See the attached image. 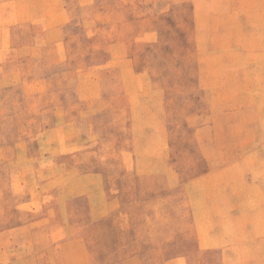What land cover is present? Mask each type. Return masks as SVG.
I'll return each instance as SVG.
<instances>
[{
    "label": "rangeland",
    "instance_id": "obj_1",
    "mask_svg": "<svg viewBox=\"0 0 264 264\" xmlns=\"http://www.w3.org/2000/svg\"><path fill=\"white\" fill-rule=\"evenodd\" d=\"M0 264H264V0H0Z\"/></svg>",
    "mask_w": 264,
    "mask_h": 264
},
{
    "label": "crops",
    "instance_id": "obj_2",
    "mask_svg": "<svg viewBox=\"0 0 264 264\" xmlns=\"http://www.w3.org/2000/svg\"><path fill=\"white\" fill-rule=\"evenodd\" d=\"M175 260H171V261H169V262H174Z\"/></svg>",
    "mask_w": 264,
    "mask_h": 264
}]
</instances>
